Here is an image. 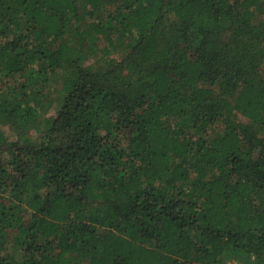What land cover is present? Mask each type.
Returning a JSON list of instances; mask_svg holds the SVG:
<instances>
[{"label": "trees", "instance_id": "1", "mask_svg": "<svg viewBox=\"0 0 264 264\" xmlns=\"http://www.w3.org/2000/svg\"><path fill=\"white\" fill-rule=\"evenodd\" d=\"M253 257L264 0H0V264Z\"/></svg>", "mask_w": 264, "mask_h": 264}, {"label": "built area", "instance_id": "2", "mask_svg": "<svg viewBox=\"0 0 264 264\" xmlns=\"http://www.w3.org/2000/svg\"><path fill=\"white\" fill-rule=\"evenodd\" d=\"M220 264H264V261H256L253 257V260L250 263H246L242 260H239L236 258H231V259H228L227 261L220 263Z\"/></svg>", "mask_w": 264, "mask_h": 264}, {"label": "rangeland", "instance_id": "3", "mask_svg": "<svg viewBox=\"0 0 264 264\" xmlns=\"http://www.w3.org/2000/svg\"><path fill=\"white\" fill-rule=\"evenodd\" d=\"M7 251H10L11 253H14V254L17 253V255L19 253V249H16L15 247H13V248L12 247H9V250H7ZM243 261L246 262V263H250L249 261H245V260H243ZM80 264H88V262L83 261Z\"/></svg>", "mask_w": 264, "mask_h": 264}]
</instances>
